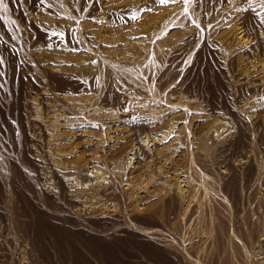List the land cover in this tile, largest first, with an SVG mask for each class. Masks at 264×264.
Returning a JSON list of instances; mask_svg holds the SVG:
<instances>
[{"label": "rangeland", "instance_id": "374dc122", "mask_svg": "<svg viewBox=\"0 0 264 264\" xmlns=\"http://www.w3.org/2000/svg\"><path fill=\"white\" fill-rule=\"evenodd\" d=\"M57 1L48 0L53 14L36 11L32 0L0 2V138L16 164L12 172L0 154V264H264V0H106L110 7L104 2L96 20L84 11L77 23L71 20L75 48L62 38L68 29L57 27L68 18ZM129 3L130 17L107 16ZM239 17L248 24L251 42L245 45L235 38ZM154 47L164 57L174 54L180 68L168 86L176 91L149 103L144 71L160 63L148 60ZM96 57L118 63L119 104H104L100 95L98 104H48L44 110L22 94L21 88L44 87L36 62L53 70L92 68L94 62L85 63ZM223 104L236 113L227 116ZM19 108L25 122L42 128L39 135L29 131L37 140L28 149L44 161L45 185L33 181L32 167L17 154L23 148ZM49 168L80 203L75 211L115 215L113 229H128L109 250L76 235L62 211L32 194V184L55 194ZM228 182L238 199L224 194ZM190 208L204 216L196 231ZM136 218H154L155 226Z\"/></svg>", "mask_w": 264, "mask_h": 264}, {"label": "bare ground", "instance_id": "6f19581e", "mask_svg": "<svg viewBox=\"0 0 264 264\" xmlns=\"http://www.w3.org/2000/svg\"><path fill=\"white\" fill-rule=\"evenodd\" d=\"M203 1L206 2L207 0H203ZM104 2L108 6L109 3L106 0H60V1H57V3L60 6L57 3H54V5L58 8L63 7V8H61L62 13H63L64 8H65V10H66V8H68V10H66L67 14H64L68 18H66V21L64 23H58V25L55 23H52L51 25H53L54 27H56L55 25H57V27H62V28L66 27L68 29V31L63 35L62 38L66 42H68L70 48H75L77 45V42L74 39V34H73L74 23L73 22L77 23L76 19H78L80 16H82V15H79L80 12H82V11L85 12V16L91 17L94 20H96V18H94L92 16H94L96 13H98L99 11H102V9L107 7L106 5L105 6L103 5ZM204 2H203V4H204ZM32 3H33V6H34L36 11L45 8L48 11H50V13L53 14L52 10L48 6V0H32ZM129 5H130V3L126 4L124 6V9L122 8V10L118 11V13L112 12V14H110V12H109L108 14L107 13L106 14H107V16L120 14V16L122 18L127 17V16L130 17L133 13V11H132L133 8L129 9ZM201 5H202V3H201ZM108 7H110V6H108ZM106 14H104L103 16H106ZM207 16H209V15H207ZM245 18H247V17H245ZM98 19H99V17H98ZM70 21L72 23H69ZM208 21H210V20H208ZM238 21L239 22H238L237 28L235 30L236 31L235 38L241 40V43H240L241 45H245L244 43L247 44V42L248 43H249V41L251 42L249 37H247L248 24L246 25V20L244 21V19H242V17H239ZM259 31H260V29H259ZM202 47H206V44H204ZM249 51H250V49L248 50V53H249ZM164 53L165 52H162V50H160L158 47H154L152 54H150V57L148 58V60H151V58L154 60L158 58L160 63L156 64L154 61L153 63L149 64L148 67L146 68V70L144 71L145 77L147 78V86L145 88V95L147 97L146 102L151 103L152 101L153 102L154 101H158V102L159 101H165L164 99H165L166 94H168V93L172 94L174 91H176V89H173L174 85L172 87H170L169 89H168V86L170 85V82L172 81L171 73H175L173 71V69H175V71L179 72V70H176L180 66L179 60L176 59L174 54L170 55L168 53V58L164 57ZM221 55H222V53H221ZM98 60H99V57L87 60V62L85 64H89V62H91V61L94 62L93 64H90V65H94V67H92V68L89 66L88 67L86 66L83 68H74V67H70L71 64H69V65L66 64L67 65L66 68L57 67V65H54V70L53 69H47L44 66H40V64H38L36 62V68L40 69L42 71V74L44 75V79H45L44 87H40L39 89H36V91L34 90L33 92H31V91L28 92L26 90L27 88L26 89L21 88L23 91V93L22 92L21 93L26 95L27 100L31 96H34L33 100L34 101L36 100V103L38 105L39 104L42 105L44 110L47 109L46 106L48 104H98L100 101V95H101V98H102V101L104 102V104H119L122 95H121V93H119L117 91V89L114 85V81H116L115 80L116 74L120 72V68L119 69L116 68V67H118L117 66L118 63L107 61V60L102 59V58H101V62ZM102 63H103L102 71L96 69L97 65H101ZM29 69H31V68H29ZM171 69H172V71H171ZM22 71H23V69H22ZM112 71H113V74H112ZM27 76L28 75L25 76L22 73L20 74V78L22 81H26V79L29 78V77L27 78ZM27 82L28 81H26L25 83H27ZM27 85H29V84H27ZM95 89L99 90L100 93L98 95L95 94L94 97H88V98L87 97H81L82 94H84L86 91L94 92ZM143 89H138V91L143 92ZM24 98H22V100H24ZM27 100H25V101H27ZM28 102H30V101H28ZM219 107L224 108V111L226 112L227 116H231V115H234V113H236V112H234L235 108L231 107V105H229V104H223L222 106H219ZM20 109H22V108L17 109L16 117H18V121H19V124L21 125V129H22V134H23L22 147L23 148H22V152H17V154L22 153L21 157H22L23 162L26 163L27 166L32 167L31 171H32V175H33L32 176L33 181H36V182L38 181V183L44 181L43 183L45 185V179L46 178H44V175L42 173H40V171H42L41 166L43 165L44 161L42 160V158H39V157L35 158L34 155H32V153L30 152L31 150L28 149L30 143H34L33 140H37V138L33 139V140L30 139L29 131H32V132L38 131V135H39L40 131L41 132H43V131H42V128L39 126V124H36V123L35 124L30 123L29 124L28 122H25L26 116H24V114H26V113H24V112L22 113V111ZM167 109H169V108H167ZM237 122L240 125V127H243L244 120L242 119V117L241 118L237 117ZM137 128L133 127L132 131H134V129H136V132H137L138 131ZM139 128H141V127H139ZM77 132H79V131L77 130ZM77 132L74 134H77ZM134 135H136V133ZM40 136H41V134H40ZM146 136H147V134H146ZM146 136H144V137H146ZM35 142H36V144H34V145L38 146V142L37 141H35ZM139 146L142 147V144L141 145L139 144ZM5 147H6V142L3 140V138H0V154H1V157L3 159H5V161L6 160L8 161V163L12 167V172H13L15 170L16 164H15V161H13L14 158L12 156H7L4 154V148ZM38 147H40V145ZM14 150H16V149H14ZM13 154H16V152H14ZM127 160H130V159L128 158ZM45 162H48V161H45ZM48 171H49L48 173L50 174L49 180L57 187V188L55 187V190H56L55 194H50L48 192H45L44 188L42 190V189H40L41 187L40 188L35 187L33 184L31 186L29 185L30 191L32 192V194H35V193L37 194V192H38V196L43 199V201L46 203V206L49 205L50 210L59 211V212L62 211L63 215L65 214V218L68 222V225L70 224V226L72 228V229L71 228L70 229L73 230L76 235L88 237L89 239L96 241L97 244L103 246L104 247L103 249L109 250V246L114 244L115 239L118 238L117 237L118 235L120 237L121 235L126 234V231L128 230L127 228H119L120 230H114L113 229L114 226L115 227L118 226V222L115 218L116 217L115 215L108 216V217H106V216L97 217L95 214H93V216H89V214H83L81 211H80V213H78V211H75L76 205L78 206V205H80V203L76 199H74L70 196V194L68 193V186L66 185L64 180H62V177L58 174L59 172H57V170L52 169V168H49ZM253 171H254V166H252V164H251L248 175L245 176L246 180L250 179V176H251ZM232 178L233 177L231 176V181H232ZM14 189H16V188H14ZM223 192H224V194H227V195L230 193V194H232V195H229L230 197L238 199L237 195H235L236 191L234 190L232 183L230 184L228 182L227 185L225 183V188H223ZM58 194L61 196L59 198H62L63 203L65 204L64 210L60 206V202L58 203V200H59V198L57 196ZM41 210L43 211V209H41ZM42 211L37 212V210H36L37 214H39V213L43 214ZM188 213H189L190 222H192L194 219V223L192 225V231H196L197 225L200 223V220H202L204 218V216L198 217L196 215V213H197L196 209H193V208H190ZM43 216L44 215H42V217ZM57 217L58 216H56V218ZM56 218H54V220ZM62 220H64V219H62ZM153 220H155V219L153 218L152 220H148L146 218H139V219L136 218L137 222H139L141 225L148 226V227L149 226L150 227L155 226V223H152V222H154ZM111 222H114L115 225ZM140 230H145V229L140 228ZM101 235L105 236L106 241H104V239L103 240L101 239V237H102ZM24 239L25 238H23V241L25 242ZM143 245H144V248L148 249L149 251H152L158 257L160 255H162L161 252L156 247L152 246V244L147 246L146 244L143 243ZM29 247L30 248L27 250H31V251H32V249L34 250L33 245L30 244ZM152 252H150V254L152 256H154V254ZM34 260L37 261L38 259L34 258Z\"/></svg>", "mask_w": 264, "mask_h": 264}, {"label": "snow or ice", "instance_id": "6c2138e0", "mask_svg": "<svg viewBox=\"0 0 264 264\" xmlns=\"http://www.w3.org/2000/svg\"><path fill=\"white\" fill-rule=\"evenodd\" d=\"M0 2H2V0H0ZM162 2H163V0H162Z\"/></svg>", "mask_w": 264, "mask_h": 264}]
</instances>
